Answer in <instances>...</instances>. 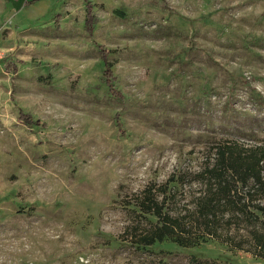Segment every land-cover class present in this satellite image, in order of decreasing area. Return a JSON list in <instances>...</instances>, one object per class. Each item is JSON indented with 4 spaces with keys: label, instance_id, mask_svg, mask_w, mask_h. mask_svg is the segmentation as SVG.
Returning <instances> with one entry per match:
<instances>
[{
    "label": "rangeland",
    "instance_id": "obj_1",
    "mask_svg": "<svg viewBox=\"0 0 264 264\" xmlns=\"http://www.w3.org/2000/svg\"><path fill=\"white\" fill-rule=\"evenodd\" d=\"M0 54V264H264L132 243L137 196L264 143V0H0Z\"/></svg>",
    "mask_w": 264,
    "mask_h": 264
},
{
    "label": "trees",
    "instance_id": "obj_2",
    "mask_svg": "<svg viewBox=\"0 0 264 264\" xmlns=\"http://www.w3.org/2000/svg\"><path fill=\"white\" fill-rule=\"evenodd\" d=\"M102 58L111 93L122 98L106 51ZM209 152L198 172H175L156 187V195L147 189L136 197L138 210L156 221L139 230L132 243L147 249L169 240L189 249L216 240L264 259V143L228 141ZM186 185L190 194L182 190Z\"/></svg>",
    "mask_w": 264,
    "mask_h": 264
},
{
    "label": "built area",
    "instance_id": "obj_3",
    "mask_svg": "<svg viewBox=\"0 0 264 264\" xmlns=\"http://www.w3.org/2000/svg\"><path fill=\"white\" fill-rule=\"evenodd\" d=\"M3 58V55L2 54H0V59H2Z\"/></svg>",
    "mask_w": 264,
    "mask_h": 264
}]
</instances>
